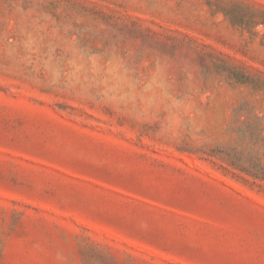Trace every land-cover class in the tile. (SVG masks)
Masks as SVG:
<instances>
[{
    "label": "rangeland",
    "instance_id": "obj_1",
    "mask_svg": "<svg viewBox=\"0 0 264 264\" xmlns=\"http://www.w3.org/2000/svg\"><path fill=\"white\" fill-rule=\"evenodd\" d=\"M0 264H264V0H0Z\"/></svg>",
    "mask_w": 264,
    "mask_h": 264
}]
</instances>
